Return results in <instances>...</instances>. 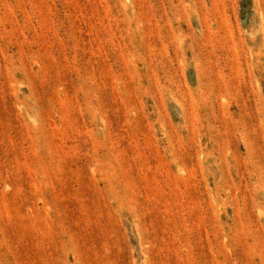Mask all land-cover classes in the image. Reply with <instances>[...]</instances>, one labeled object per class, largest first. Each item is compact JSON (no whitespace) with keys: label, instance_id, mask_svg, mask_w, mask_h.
Listing matches in <instances>:
<instances>
[{"label":"rangeland","instance_id":"obj_1","mask_svg":"<svg viewBox=\"0 0 264 264\" xmlns=\"http://www.w3.org/2000/svg\"><path fill=\"white\" fill-rule=\"evenodd\" d=\"M0 264H264V0H0Z\"/></svg>","mask_w":264,"mask_h":264}]
</instances>
